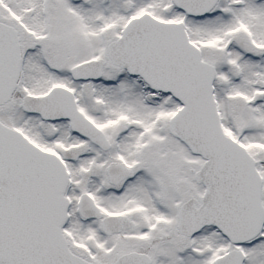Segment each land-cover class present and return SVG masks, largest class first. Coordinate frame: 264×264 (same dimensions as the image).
Listing matches in <instances>:
<instances>
[{"label": "snow or ice", "instance_id": "snow-or-ice-1", "mask_svg": "<svg viewBox=\"0 0 264 264\" xmlns=\"http://www.w3.org/2000/svg\"><path fill=\"white\" fill-rule=\"evenodd\" d=\"M0 264H264V0H0Z\"/></svg>", "mask_w": 264, "mask_h": 264}]
</instances>
